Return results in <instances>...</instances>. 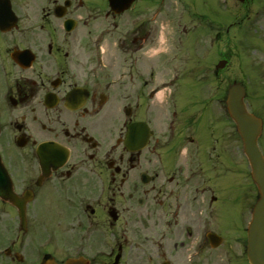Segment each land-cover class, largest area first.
I'll list each match as a JSON object with an SVG mask.
<instances>
[{"label":"flooded vegetation","instance_id":"af4514ba","mask_svg":"<svg viewBox=\"0 0 264 264\" xmlns=\"http://www.w3.org/2000/svg\"><path fill=\"white\" fill-rule=\"evenodd\" d=\"M194 5L0 0V264H249L226 29Z\"/></svg>","mask_w":264,"mask_h":264},{"label":"rangeland","instance_id":"374dc122","mask_svg":"<svg viewBox=\"0 0 264 264\" xmlns=\"http://www.w3.org/2000/svg\"><path fill=\"white\" fill-rule=\"evenodd\" d=\"M189 1L195 2V11L200 13L208 5L211 41L215 31L222 28L221 24L225 25L226 51L230 61L225 70L227 89L236 81L242 82L248 90V105L264 118V0H244V3L231 0L230 6L224 9L221 5L218 8V0ZM244 16L245 24L239 28L236 22ZM195 24L201 26L202 18H196ZM10 228L0 226V248L11 238L6 233Z\"/></svg>","mask_w":264,"mask_h":264},{"label":"water","instance_id":"95a60500","mask_svg":"<svg viewBox=\"0 0 264 264\" xmlns=\"http://www.w3.org/2000/svg\"><path fill=\"white\" fill-rule=\"evenodd\" d=\"M245 97V88L240 84L233 85L229 90L227 106L244 141L252 177L260 193L254 220L248 232V258L250 264H264V156L258 145L263 124L260 118L248 111Z\"/></svg>","mask_w":264,"mask_h":264}]
</instances>
